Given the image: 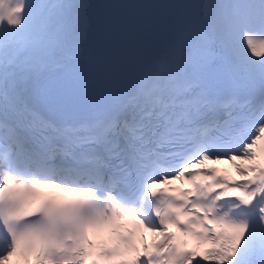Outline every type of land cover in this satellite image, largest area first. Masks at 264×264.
Wrapping results in <instances>:
<instances>
[{"label":"snow or ice","instance_id":"6c2138e0","mask_svg":"<svg viewBox=\"0 0 264 264\" xmlns=\"http://www.w3.org/2000/svg\"><path fill=\"white\" fill-rule=\"evenodd\" d=\"M204 262L264 264V0H0V264Z\"/></svg>","mask_w":264,"mask_h":264}]
</instances>
